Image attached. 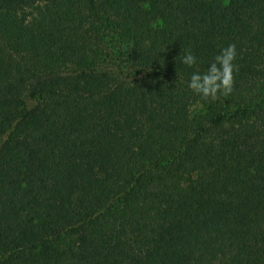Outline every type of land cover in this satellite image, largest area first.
I'll use <instances>...</instances> for the list:
<instances>
[{"label":"trees","instance_id":"trees-1","mask_svg":"<svg viewBox=\"0 0 264 264\" xmlns=\"http://www.w3.org/2000/svg\"><path fill=\"white\" fill-rule=\"evenodd\" d=\"M0 264H264V0H0Z\"/></svg>","mask_w":264,"mask_h":264},{"label":"clouds","instance_id":"clouds-1","mask_svg":"<svg viewBox=\"0 0 264 264\" xmlns=\"http://www.w3.org/2000/svg\"><path fill=\"white\" fill-rule=\"evenodd\" d=\"M237 49L235 44H228L220 48L205 71H193L187 80V88L202 99L216 100L220 96L231 94L234 85L233 73ZM176 62L188 68L197 63V57L191 49H181L180 54L175 57Z\"/></svg>","mask_w":264,"mask_h":264},{"label":"rangeland","instance_id":"rangeland-1","mask_svg":"<svg viewBox=\"0 0 264 264\" xmlns=\"http://www.w3.org/2000/svg\"><path fill=\"white\" fill-rule=\"evenodd\" d=\"M191 109H192V114H195L201 111V107L199 105H196L192 107Z\"/></svg>","mask_w":264,"mask_h":264}]
</instances>
